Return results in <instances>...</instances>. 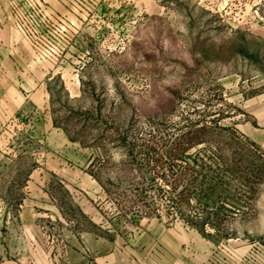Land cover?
Here are the masks:
<instances>
[{"label": "rangeland", "instance_id": "rangeland-1", "mask_svg": "<svg viewBox=\"0 0 264 264\" xmlns=\"http://www.w3.org/2000/svg\"><path fill=\"white\" fill-rule=\"evenodd\" d=\"M0 264H264V0H18Z\"/></svg>", "mask_w": 264, "mask_h": 264}, {"label": "crops", "instance_id": "crops-1", "mask_svg": "<svg viewBox=\"0 0 264 264\" xmlns=\"http://www.w3.org/2000/svg\"><path fill=\"white\" fill-rule=\"evenodd\" d=\"M18 0H0V117L3 111L9 112L15 103V77L19 66L27 65V53L19 46V33L14 27L12 6Z\"/></svg>", "mask_w": 264, "mask_h": 264}]
</instances>
